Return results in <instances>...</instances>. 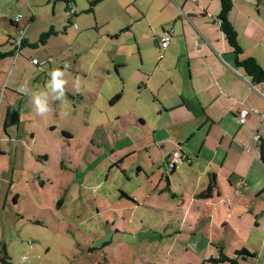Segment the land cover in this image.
<instances>
[{"label":"rangeland","instance_id":"1","mask_svg":"<svg viewBox=\"0 0 264 264\" xmlns=\"http://www.w3.org/2000/svg\"><path fill=\"white\" fill-rule=\"evenodd\" d=\"M12 2L21 8L4 17L13 20L20 14L21 25L29 23L28 8L22 11V2ZM237 3L244 11L251 9L257 28L255 41L249 44L240 36L243 57L264 53V0ZM40 6L39 14L32 6L37 20L29 28L37 46H27L18 56L0 60V257L6 254L11 264H213L209 259H218L221 250L235 258L236 249H250L232 234H221L217 228L212 231L207 226L209 220L202 222L200 216L189 220L179 211L177 217L173 214L174 207L183 205V167L173 174L166 165L152 167V160L143 152L129 154L149 134L154 118H146V128L139 127L140 118H122L124 133L110 132L109 122L119 123L115 118H83L93 108L94 95L85 92L89 99L83 101L60 85L70 77L76 61L81 68H88L95 59L98 68L108 64L105 52L110 42L100 37L107 28L88 31L78 41L77 32L88 28L87 23L78 22L86 16L81 7L74 5L79 16L72 22L75 26L69 25L65 8L54 11L53 5ZM235 19L243 31L239 16ZM48 20L58 34L44 45L39 33L50 30L44 25ZM7 24L12 26L11 21ZM15 31L19 40L20 29ZM125 43L129 44L123 38L120 45ZM145 47L146 53L152 52L149 44ZM6 49L12 47L7 45ZM34 59L40 65L34 64ZM10 109L21 115L17 127L7 126ZM56 113L63 116L57 118ZM75 113L79 118H72ZM51 125L57 126L56 130ZM63 129L74 138H63ZM112 151L114 154L108 156ZM111 157L124 160L122 169L110 170ZM139 165L147 169L150 180L146 173L138 175ZM154 168L159 169L157 178L152 174ZM169 179L176 183L171 189ZM158 181L162 182L160 190ZM156 202L163 210L149 208ZM205 227L212 231L208 236L201 234ZM204 237L211 239L212 246L206 245ZM258 251L259 257L238 263L264 264V247Z\"/></svg>","mask_w":264,"mask_h":264},{"label":"crops","instance_id":"2","mask_svg":"<svg viewBox=\"0 0 264 264\" xmlns=\"http://www.w3.org/2000/svg\"><path fill=\"white\" fill-rule=\"evenodd\" d=\"M93 1L17 0L22 2V11L28 8L31 19L23 25L20 21L18 25L8 26L7 20L10 19L4 17L5 14L21 7L13 4L12 0H0V50L9 51L7 45L16 49L18 33L15 29L25 31L20 51L27 46H37V39H31L33 34L29 28L37 20L40 5H53L54 11L59 7L65 8L66 13L69 9L74 10L67 19L69 25L75 26L72 22L79 16L74 5L81 7L86 16L79 17L78 22L87 23L88 28L77 32V40L88 31L97 29L101 32L106 27V33H100V37L110 42L108 52H105L108 64L98 68L95 59L88 68H81L76 61L64 87L60 85L61 89L83 101L89 99L85 92L94 95L93 108L83 118H115L119 123L110 121V132L124 133L122 127L125 125L120 123L122 118H140L138 125L141 128L149 126L146 118H154L144 141L138 144L137 149L128 152L132 155L143 152L149 156V161L152 160L151 166L159 169L162 165L165 167L166 160L177 151L188 156L190 162L179 166L184 168L186 176L183 205L174 207L173 214L178 216L179 211V215L184 214L189 220L199 216L202 222L209 220L207 226L212 231L217 228L221 234H232L234 240L242 239L243 246L250 245V249L255 251L244 247L236 249L235 254L247 250L259 257L258 250L264 247V162L261 155V146L264 145V85L254 84L244 69L236 64V57L219 21L220 2L104 0L91 9ZM233 1L229 19L238 32L239 44H243L242 41L249 44L256 38V20L251 9L244 11L243 7L239 8L237 0ZM238 16L243 31H239L235 24ZM44 23L46 27L50 26V30L40 31V37L53 30V35L44 41L47 45V41L58 32L52 21ZM7 27L10 30H5ZM166 31H173V36L169 47L162 50L160 38ZM123 38L129 44L120 45ZM146 44L151 46V53H146ZM161 55L163 58L159 60ZM250 57L264 68V53ZM16 62L14 70L19 59ZM61 71L65 69L61 68ZM117 97L120 98L116 100ZM59 98L58 94L57 102ZM12 111L10 109L8 115ZM243 112H248L249 116L241 124L239 118ZM56 115L57 118L63 116L62 113ZM79 116L72 114V118ZM124 123L127 125V121ZM56 127L51 125L54 130ZM62 133L63 138H74L69 131L63 129ZM257 136L259 141H255ZM2 152L5 155V151ZM113 154L114 151L107 155ZM46 158L49 160L48 156ZM110 160L113 164L110 170L114 167L122 169L123 159L111 157ZM159 169L152 171L155 178ZM138 170L139 176L146 173L150 180L143 165H139ZM177 170L171 172L174 174ZM212 178L217 183L212 196L200 197ZM158 182L156 187L160 190L162 182ZM175 184L169 179L170 189ZM13 185L10 183L3 208ZM122 196L127 197L125 194ZM176 197L173 195L174 199ZM17 201L18 195H15L16 204ZM149 208L163 210L157 202ZM191 228L195 227L191 225ZM212 231L205 227L201 234H211ZM203 239L206 245L212 246L211 239ZM221 240L222 243L229 242Z\"/></svg>","mask_w":264,"mask_h":264},{"label":"trees","instance_id":"3","mask_svg":"<svg viewBox=\"0 0 264 264\" xmlns=\"http://www.w3.org/2000/svg\"><path fill=\"white\" fill-rule=\"evenodd\" d=\"M104 0H94L91 3V9L95 8L98 4H100ZM221 4V12L219 15V21L221 24V28L226 36L227 42L232 49V52L234 53L236 57V64L243 68L246 74L251 78L252 82L257 85H264V68L258 63V61L255 58L248 57L244 58V51L242 47L239 44L238 40V32L234 28L233 24L231 23L229 16L234 8V1L233 0H219ZM12 25H14V22L12 19H10ZM51 35H53V30L50 32L44 34L41 37L42 42H44L46 39H48ZM17 50L11 49L9 51H1L0 50V60H4L7 58H14L16 57ZM120 97H117L116 100H118ZM20 113L17 109L13 110L8 115V121L7 126H19L20 124ZM261 155L262 160L264 162V145L261 146ZM217 183L214 178H212L210 185L206 189L205 192L201 194L200 197H206L209 198L212 196L214 188H216ZM221 250V249H220ZM220 257L218 259H210L209 262L213 264L225 262L230 264H238V259L241 260H247L249 258H256L257 255L250 253L247 250L239 251L235 254V258H229L227 255L223 254V251H220ZM0 262L2 264H11L9 262L8 256L5 254L4 257H0Z\"/></svg>","mask_w":264,"mask_h":264},{"label":"built area","instance_id":"4","mask_svg":"<svg viewBox=\"0 0 264 264\" xmlns=\"http://www.w3.org/2000/svg\"><path fill=\"white\" fill-rule=\"evenodd\" d=\"M73 14H74V10L69 9L67 11L68 17H71ZM21 18H22V15L19 14L18 16H16L13 19V22L18 25ZM24 34H25V31L23 29L20 30V39L16 43L17 56L19 55L20 50H21L23 43H24V39H23ZM172 36H173V31H166L161 36L160 45H161L162 50H166L169 47V44L172 40ZM162 58H163L162 55L159 56V60H161ZM33 63L37 65L38 61L33 60ZM248 116H249L248 112L241 113L240 118H239L240 123L244 124L246 122ZM259 139H260L259 136H257L255 138V141H259ZM186 162H190L188 156L183 154L181 151H177L174 154H172L169 159L166 160L165 164H166V167L170 171H175L177 168H179V166H182Z\"/></svg>","mask_w":264,"mask_h":264},{"label":"clouds","instance_id":"5","mask_svg":"<svg viewBox=\"0 0 264 264\" xmlns=\"http://www.w3.org/2000/svg\"><path fill=\"white\" fill-rule=\"evenodd\" d=\"M57 87H59V81H57ZM37 104L39 105V101H37ZM38 110H41L42 111L43 108L42 107H39Z\"/></svg>","mask_w":264,"mask_h":264},{"label":"bare ground","instance_id":"6","mask_svg":"<svg viewBox=\"0 0 264 264\" xmlns=\"http://www.w3.org/2000/svg\"><path fill=\"white\" fill-rule=\"evenodd\" d=\"M16 55H17V53H16Z\"/></svg>","mask_w":264,"mask_h":264}]
</instances>
